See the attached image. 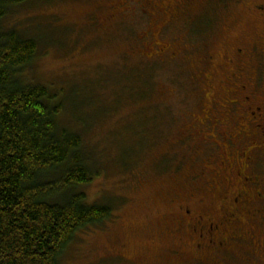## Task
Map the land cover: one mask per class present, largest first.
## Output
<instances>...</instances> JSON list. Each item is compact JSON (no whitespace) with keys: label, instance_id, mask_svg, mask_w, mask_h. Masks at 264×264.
Instances as JSON below:
<instances>
[{"label":"rangeland","instance_id":"obj_1","mask_svg":"<svg viewBox=\"0 0 264 264\" xmlns=\"http://www.w3.org/2000/svg\"><path fill=\"white\" fill-rule=\"evenodd\" d=\"M260 5L264 0H26L8 10L2 29L38 46L24 81L62 92L58 122L79 135L94 174L82 187L87 202L111 207L110 221L79 232L61 264H264V216L249 218L264 209V197L248 193L235 205V237L219 253L199 248L185 215L223 216L236 194V185L221 184L219 160L222 149L234 154L245 143L221 141L241 109L225 97L252 96L264 126ZM229 109L222 129L200 128L207 111L224 120ZM207 131L219 132L217 140ZM254 170L264 196L263 155Z\"/></svg>","mask_w":264,"mask_h":264},{"label":"trees","instance_id":"obj_2","mask_svg":"<svg viewBox=\"0 0 264 264\" xmlns=\"http://www.w3.org/2000/svg\"><path fill=\"white\" fill-rule=\"evenodd\" d=\"M24 1L0 0V264H61L77 234L112 213L86 200L94 174L79 135L58 122L62 92L24 81L36 41L2 29Z\"/></svg>","mask_w":264,"mask_h":264},{"label":"flooded vegetation","instance_id":"obj_3","mask_svg":"<svg viewBox=\"0 0 264 264\" xmlns=\"http://www.w3.org/2000/svg\"><path fill=\"white\" fill-rule=\"evenodd\" d=\"M257 8L261 11L264 10V6L260 5ZM242 84L239 88H244ZM232 89V93L240 94ZM245 101H226L225 104L240 106V110L235 112L236 125L232 127L230 133L226 131L222 133L221 141L227 139L231 142L232 139L238 140V142L244 141V145L240 144L239 149L234 154H229V151H221V157L219 160V168L222 170L223 175L221 177V184L236 185V194L232 199L230 207L226 208L225 215L212 219L208 217L205 221L202 214H193L190 209H185V215L191 219H187V228L190 233L195 232L198 235L200 246L204 248V252L210 250L211 253H219L225 251L222 249L226 247L228 243L235 237L234 234L229 231L240 218L236 214V206L244 202L249 197V194H254L256 197H264L259 187L262 184V178L255 172L254 166L258 164V157L264 156V126L261 127L260 123L263 118L261 112L262 106L257 105V101H254L252 96L247 95L244 98ZM256 102V103H255ZM228 108V107H227ZM230 108V107H229ZM209 110V109H208ZM231 111H226L223 115L224 120L221 117L212 115V111H207L205 117L201 119L204 121L200 123V128L205 130H216L222 129V127L230 120ZM199 120V119H198ZM197 120V123L199 122ZM263 121V120H262ZM260 122V123H259ZM195 124V123H194ZM229 130V126H226ZM206 135L209 138L215 139L220 134L209 133ZM201 135H204L202 133ZM217 140V138H216ZM257 152L258 157L255 156ZM236 205V206H235ZM264 216V209L255 208L253 212L249 213V218L259 219ZM208 223V224H204ZM190 228L192 230H190ZM217 236V238H215Z\"/></svg>","mask_w":264,"mask_h":264}]
</instances>
